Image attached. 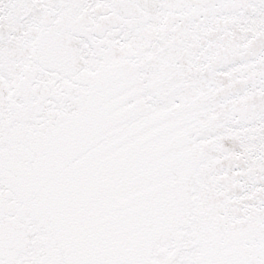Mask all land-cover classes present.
I'll use <instances>...</instances> for the list:
<instances>
[{"label":"snow or ice","instance_id":"6c2138e0","mask_svg":"<svg viewBox=\"0 0 264 264\" xmlns=\"http://www.w3.org/2000/svg\"><path fill=\"white\" fill-rule=\"evenodd\" d=\"M0 264H264V0H0Z\"/></svg>","mask_w":264,"mask_h":264}]
</instances>
